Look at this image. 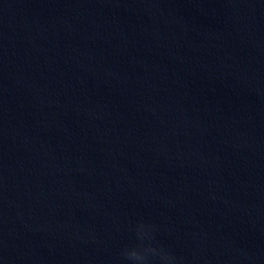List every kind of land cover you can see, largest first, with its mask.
I'll return each mask as SVG.
<instances>
[{
	"label": "water",
	"instance_id": "1",
	"mask_svg": "<svg viewBox=\"0 0 264 264\" xmlns=\"http://www.w3.org/2000/svg\"><path fill=\"white\" fill-rule=\"evenodd\" d=\"M140 219L264 264V0H0V264H121Z\"/></svg>",
	"mask_w": 264,
	"mask_h": 264
},
{
	"label": "clouds",
	"instance_id": "2",
	"mask_svg": "<svg viewBox=\"0 0 264 264\" xmlns=\"http://www.w3.org/2000/svg\"><path fill=\"white\" fill-rule=\"evenodd\" d=\"M128 232L129 243L121 249V264H179L178 257L158 241V228L152 222L140 219L128 226Z\"/></svg>",
	"mask_w": 264,
	"mask_h": 264
}]
</instances>
